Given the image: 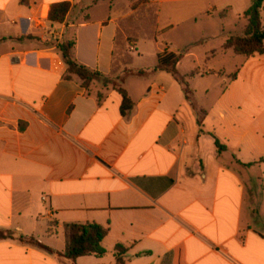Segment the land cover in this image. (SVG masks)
I'll use <instances>...</instances> for the list:
<instances>
[{
  "label": "crops",
  "instance_id": "0c3cea01",
  "mask_svg": "<svg viewBox=\"0 0 264 264\" xmlns=\"http://www.w3.org/2000/svg\"><path fill=\"white\" fill-rule=\"evenodd\" d=\"M185 1L0 0V232L13 235L0 264H71L57 256L65 226L89 223L108 231L105 254L75 264H264V102L249 88L239 97L236 77L223 88L224 70L192 45L159 43L174 24L143 40L125 25L152 6L159 23L162 6ZM69 43L78 66L120 87L66 80L58 46ZM163 53L180 57L187 95L158 69Z\"/></svg>",
  "mask_w": 264,
  "mask_h": 264
},
{
  "label": "rangeland",
  "instance_id": "374dc122",
  "mask_svg": "<svg viewBox=\"0 0 264 264\" xmlns=\"http://www.w3.org/2000/svg\"><path fill=\"white\" fill-rule=\"evenodd\" d=\"M117 1L130 8L139 2V0ZM250 2L251 0H189L168 4L160 9L159 23L155 15L157 8L152 6L139 10L132 18L125 21V25L129 31L138 34L143 40L147 36L152 37L157 24L160 28L169 23L174 24L172 30L161 29L156 32L155 38L159 43L162 41L170 43L171 50L179 53L184 50V45H192L191 52L203 65L208 59L207 67H220L224 70L225 76L215 79L217 83L222 82L223 88L236 77L239 97L241 92L245 91L244 88H249L252 89L256 102H264V56L255 58L236 56L231 49L225 47L230 38L243 36L246 21L242 15L249 9ZM260 18L264 29V4ZM198 42L202 43L194 45ZM141 45L142 53L149 52L144 44ZM213 54H215L214 59H212ZM191 66L192 60H187L182 68L188 70ZM99 87L100 90L107 87L116 89L120 84L109 80V84L99 83Z\"/></svg>",
  "mask_w": 264,
  "mask_h": 264
},
{
  "label": "trees",
  "instance_id": "16d2710c",
  "mask_svg": "<svg viewBox=\"0 0 264 264\" xmlns=\"http://www.w3.org/2000/svg\"><path fill=\"white\" fill-rule=\"evenodd\" d=\"M264 0H253L249 9L243 13V18L246 21V27L242 37L230 38L225 47L231 49L234 55L242 56L245 58H251L254 56L264 55V29L261 25V12L263 10ZM70 9L69 4H57L50 7L48 13V20L51 23L62 24L66 18ZM74 43L67 45L58 46V50L62 55V59L66 66V80H72L75 78L80 83V86L87 89L88 86L93 82L103 83L104 85L109 84V80L103 79L99 74L91 72L83 67L78 66L72 59V50ZM180 61L179 56L173 54L163 53L158 55L157 63L159 70H166L175 79L184 86L185 95L188 94L186 88L185 79L181 77L176 67ZM142 73H139L141 75ZM122 96V104L120 107V113L125 116L132 108V104L127 99L126 95L122 90H119ZM101 99V96H99ZM186 100L192 102L186 97ZM215 147L218 151H222L223 148L219 143L215 142ZM260 164H264V159L260 161ZM66 247L62 254H57L58 257L75 264L76 260L84 257H95L100 258L105 254V250L101 244L104 238L107 236L108 231L103 229L95 223L89 224H72L66 225ZM12 240L13 235L10 232H0V241ZM18 240L28 246L38 248L44 252L51 253V251L37 242L34 238L19 237ZM121 247L116 248V259L121 254Z\"/></svg>",
  "mask_w": 264,
  "mask_h": 264
}]
</instances>
